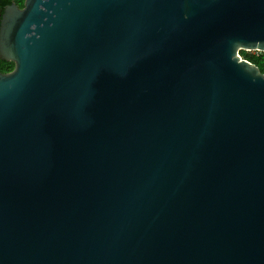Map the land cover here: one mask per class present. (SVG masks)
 I'll list each match as a JSON object with an SVG mask.
<instances>
[{"label": "water", "instance_id": "obj_1", "mask_svg": "<svg viewBox=\"0 0 264 264\" xmlns=\"http://www.w3.org/2000/svg\"><path fill=\"white\" fill-rule=\"evenodd\" d=\"M264 0L0 8V264H264Z\"/></svg>", "mask_w": 264, "mask_h": 264}, {"label": "trees", "instance_id": "obj_2", "mask_svg": "<svg viewBox=\"0 0 264 264\" xmlns=\"http://www.w3.org/2000/svg\"><path fill=\"white\" fill-rule=\"evenodd\" d=\"M23 0H0V8L4 9V7L15 3L20 7V5L24 2ZM244 54V53H243ZM249 63L254 65L261 74L264 75V53H258L257 55H251L247 60ZM0 69H5L10 71L13 69V63H7L4 61H0Z\"/></svg>", "mask_w": 264, "mask_h": 264}, {"label": "rangeland", "instance_id": "obj_3", "mask_svg": "<svg viewBox=\"0 0 264 264\" xmlns=\"http://www.w3.org/2000/svg\"><path fill=\"white\" fill-rule=\"evenodd\" d=\"M24 1V0H23ZM22 1V2H23ZM23 7V3L20 5V8ZM244 53V54H243ZM259 52H254V51H238L237 55L242 59V60H248L251 55H257Z\"/></svg>", "mask_w": 264, "mask_h": 264}, {"label": "flooded vegetation", "instance_id": "obj_4", "mask_svg": "<svg viewBox=\"0 0 264 264\" xmlns=\"http://www.w3.org/2000/svg\"><path fill=\"white\" fill-rule=\"evenodd\" d=\"M18 6V5H17ZM19 7V6H18ZM20 8V7H19ZM1 61V60H0ZM12 70H10V71H7V70H5V69H0V73H2V74H6V73H9V72H11Z\"/></svg>", "mask_w": 264, "mask_h": 264}]
</instances>
